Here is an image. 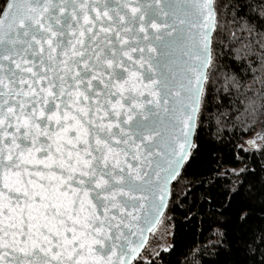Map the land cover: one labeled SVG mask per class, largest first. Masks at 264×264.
<instances>
[{
	"label": "snow or ice",
	"instance_id": "obj_1",
	"mask_svg": "<svg viewBox=\"0 0 264 264\" xmlns=\"http://www.w3.org/2000/svg\"><path fill=\"white\" fill-rule=\"evenodd\" d=\"M0 264H264V0H0Z\"/></svg>",
	"mask_w": 264,
	"mask_h": 264
}]
</instances>
